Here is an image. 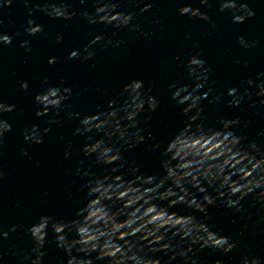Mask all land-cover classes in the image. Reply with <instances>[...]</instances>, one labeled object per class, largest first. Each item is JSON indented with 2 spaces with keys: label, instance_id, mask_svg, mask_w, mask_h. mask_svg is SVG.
I'll list each match as a JSON object with an SVG mask.
<instances>
[{
  "label": "clouds",
  "instance_id": "clouds-1",
  "mask_svg": "<svg viewBox=\"0 0 264 264\" xmlns=\"http://www.w3.org/2000/svg\"><path fill=\"white\" fill-rule=\"evenodd\" d=\"M22 2L29 17L35 11L44 12L50 18L64 20H70L76 15L63 2H45L43 6L36 4L34 8L30 6L32 0ZM131 2L139 3L142 0H94V12L85 10L80 15L89 24L102 23L115 29L131 26V30L135 31L139 28V24L133 23L135 12L118 10L121 3ZM200 3L211 6L210 0H200ZM12 4L13 0H0V12ZM219 4V11L230 12L234 23H243L255 15L247 3L219 0ZM149 8L150 4L145 3L140 12L143 13ZM179 14L203 21L210 20L206 12L191 6L181 7ZM2 24L3 19L0 18V25ZM26 24L28 26L24 31L30 36L44 31L43 26L36 24L31 18ZM138 34L144 35L142 32ZM112 35L116 33L113 32ZM62 40L63 36L57 35L54 43L58 44ZM101 41H104L101 48L108 45L117 47L122 43L120 40L106 39L103 34H96L84 46L83 53L73 50L68 59L94 58L97 53L92 46L100 44ZM237 41L245 49L254 48L259 43L255 40L248 42L242 36L237 37ZM11 43L12 36L0 32V45L8 46ZM20 46L27 52L31 51L30 42L27 40L21 41ZM48 63H56V58H49ZM236 63L241 61L236 60ZM244 63L246 65L247 61ZM184 67L190 78L189 82L176 81L170 83L168 88L171 99L177 105L184 106L183 112L188 117V122L164 148L162 155L165 159L162 166L165 176H146L137 167H132L133 176L129 179L126 173L120 171L124 167L121 148L124 145L131 148L144 142L145 137L141 134L143 129L139 127L141 121L138 117L145 111L146 106L149 111H155L158 106L157 99L151 95L152 89H145L141 80H132L124 85L120 94L122 100L119 97L108 100L107 110L89 114L74 113V118L79 120L75 134L84 136L86 140L80 149L84 157L94 156V163L112 165L110 173L119 174L97 176L90 171L91 166L84 169V161L81 160V167L77 168L76 174L87 178L81 187L86 190L88 199L77 210L76 218L70 221L42 215L36 223L30 225L27 233L34 244L30 252L21 257L22 260H28L30 264H42V257L45 255L42 249L49 228L55 235L57 247L64 249L67 254V264H93V253L96 254V260H106L108 264H161V259L154 255L157 252L168 255L169 260L179 256L184 259L185 264H197L189 256L193 252V246L213 248L224 253L237 247L238 241L218 235L195 216L169 211L180 204L206 213L207 207L216 204L217 199H220L226 207L242 212L244 209L241 201L250 195L254 196L253 203L259 202L264 207V148L254 142L247 147L242 146L244 137L232 130L234 125L239 124L238 120H222L220 129L207 128L203 123H197L204 111L201 101L207 99L213 91L211 87L207 91H201L209 85L211 68L206 66V61L199 55L189 57ZM47 79L44 78L45 83ZM246 84L243 93L236 87L228 88L227 94L232 98L229 104L239 106L246 97L253 94L249 89L255 88L254 94L262 98L260 104L264 105V80L257 83L256 80L249 79ZM20 88L27 91L28 82L23 81ZM71 95L70 87L48 86L34 97L38 105L36 116H45L53 110L59 115ZM212 100L219 101L220 96L214 95ZM255 106L253 103L252 107ZM14 110L15 105L5 104L0 100V151L5 133L12 129V125L2 118V114ZM60 122L48 121L49 125ZM49 131L50 127L41 130L38 125L33 124L24 129L23 138L25 142L41 144L44 135ZM97 136L100 138H94ZM21 151L27 155L25 150ZM71 154L72 147L69 146L65 149L64 156L68 158ZM2 177L3 171L0 170V178ZM207 187L214 189L215 197L207 192ZM191 189H196L202 195L198 197ZM164 201H168L167 206L163 205ZM14 231L15 226L6 231L0 226V239H7L9 233ZM71 233H75L73 238H69ZM31 253H35V256L32 257ZM216 264H220V261H216ZM242 264H261V260L244 256Z\"/></svg>",
  "mask_w": 264,
  "mask_h": 264
}]
</instances>
